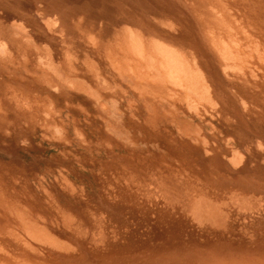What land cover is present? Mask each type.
<instances>
[{
	"label": "bare ground",
	"instance_id": "6f19581e",
	"mask_svg": "<svg viewBox=\"0 0 264 264\" xmlns=\"http://www.w3.org/2000/svg\"><path fill=\"white\" fill-rule=\"evenodd\" d=\"M0 264H264V0H0Z\"/></svg>",
	"mask_w": 264,
	"mask_h": 264
}]
</instances>
